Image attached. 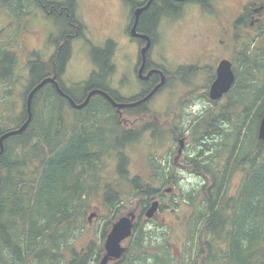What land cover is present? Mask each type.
<instances>
[{
    "label": "rangeland",
    "instance_id": "rangeland-1",
    "mask_svg": "<svg viewBox=\"0 0 264 264\" xmlns=\"http://www.w3.org/2000/svg\"><path fill=\"white\" fill-rule=\"evenodd\" d=\"M46 1L64 3L68 0ZM75 1L77 10L81 11L77 20L84 25L85 32L83 37L75 39L72 43L71 57L62 76L64 87L77 97V101H81L85 94L83 87L95 71L91 57L92 49L103 48L108 41H112L116 45V54L113 59L115 72L104 82V85L117 94L118 98H130L137 95L143 89V86L140 88V84H137L134 76L139 44L129 38L127 33L129 7L136 0H121L122 7L119 11L116 0ZM238 2L239 0H233L232 6H237ZM30 6L32 5L24 8L25 12L28 11V16L19 18V16L0 15V32L4 34V37L7 34V53H13L14 58L10 55L11 58L13 61L15 59L18 65L20 64V66H16V75L13 78L0 80V107H4L3 113L0 115V127L3 129L7 127L9 117H21V114L25 113V95L23 93L31 81L30 62H35V54L42 60L43 58L47 60L51 54L50 48L53 46L52 39L54 41L61 40V35L69 28L65 18L62 20L63 17H57L56 22L47 18L49 23L47 38L42 37L43 32L38 28L40 26L38 21L42 18L37 13L39 11L34 10L33 6L28 10ZM58 21L59 23H57ZM224 21L222 19L217 23L214 22L212 26L211 22L195 19L194 16L171 25L160 31L161 47H157L154 58L160 60L162 58L166 61V57H168V62H163L162 65L167 67L165 69L174 71L177 65L179 67V62L193 61L203 57L208 44L207 36L218 37V28ZM91 24L94 28L98 26L102 34L94 33ZM35 29L37 33L30 35V31ZM22 37L26 39L27 44L22 43ZM10 39H12V43L9 42ZM43 42L46 43L47 48L40 52L38 47L44 44ZM253 51L251 57L253 63L264 68V39L254 42ZM208 63L207 69L211 74L214 69L213 62ZM244 66L241 64L240 67ZM257 66H252L256 76L253 79V84L251 80L243 82L242 98L240 97L242 101H236L233 96L231 99L228 98L224 102L214 105L213 102L205 99L203 90H201L203 88H199L206 83L205 78L200 83V78L196 74L175 81L172 77L177 74V71L170 74L172 80L169 81L168 88L158 93L143 109L146 111L145 115H138L133 110L123 112L122 118L127 119V124L126 126L120 125L126 132L132 130L144 132V128L147 126H154L156 129L142 133L139 141L133 145L126 146L124 149H115L114 146L101 156L102 187L97 188L93 185L95 188H91L90 197L87 198L89 207L86 214V225L84 224L82 229L78 230L74 242L77 251L82 253L89 243L95 241L97 246L102 248V253L98 249L101 257L95 263L100 264L105 254L104 244L112 226L133 210L138 213L137 225L141 228L138 232L140 238H137L135 232L132 238L124 241L122 245L128 248L127 253L120 261H114L111 264H154L155 254L161 255L164 259L168 258L169 261L166 264L207 263V257L200 254L201 251H204L201 249L204 248L205 252H208L207 244L212 241V238H215L218 243L219 236L216 233L211 234L205 225L201 230L199 228L195 230V225L200 227L203 222H198L202 211H204L202 192L205 196L210 194L212 181L208 174L196 171L197 168L190 159H196L198 155L201 156L199 160L211 161L213 168H224L229 154L230 134L236 132V128L241 122L246 124H243L242 131L246 130L253 114L258 113L261 105L259 103L253 108L251 105V96L255 93L256 83L262 82L261 79L264 78V71H258L259 67ZM246 68L240 69V73H238L243 80H246L247 77V74L244 73ZM50 69L49 67L45 74L50 73ZM184 70L188 71L189 69ZM101 82L97 83L101 84ZM170 91L172 92L171 96L167 94ZM189 92L191 94L186 95ZM39 95L38 106L42 104L44 98L41 91ZM93 101L84 112L74 110L67 102L64 113L69 126L72 127L79 117V120L84 118L90 124L91 130L97 128L103 130L105 122L108 127H113L112 122H115L116 125L119 124L116 107L111 105L113 109H110L101 96H95ZM199 124L202 127H198ZM254 125L253 132L257 138L259 125ZM207 128L208 131L204 134V129ZM186 137H188V141L185 142L187 147L182 153L179 140L181 143L182 138ZM255 140L253 145L256 144ZM242 141L244 150L248 151L252 142L245 138ZM121 151L128 157L129 162L125 175H121L117 168V154ZM79 169L81 167L78 166L76 170ZM135 178L140 179V184H149L158 191V198L162 206L152 220H146L142 216L144 206L139 203L140 199L130 198L131 180ZM243 179L244 173L241 170L233 172L225 193L229 197L235 198ZM104 184L113 186V190H118V193L129 197V200L124 199L114 209H107ZM169 188H173L174 191L171 192L172 195L166 194L165 196L163 190ZM91 212H96L97 216L92 222H89L88 216ZM103 231L107 232L104 239ZM137 240H140L141 245L148 246V249H155L153 253L146 255L141 247L136 246L135 241ZM1 256L3 257V255H0V264H7Z\"/></svg>",
    "mask_w": 264,
    "mask_h": 264
},
{
    "label": "trees",
    "instance_id": "trees-1",
    "mask_svg": "<svg viewBox=\"0 0 264 264\" xmlns=\"http://www.w3.org/2000/svg\"><path fill=\"white\" fill-rule=\"evenodd\" d=\"M72 4L74 0L57 5L56 10L63 12L61 16L65 20ZM10 8L12 13L19 15L23 13L25 5L11 0ZM71 19L69 21L76 25V18L72 16ZM81 32L78 30L76 35L80 36ZM71 40L65 34L53 70L56 71L61 90L76 103H81L60 81L70 58ZM111 52L112 43H108L105 49L94 50L92 56L98 64V55L109 59ZM12 64L17 65L15 59H12ZM43 66L30 63L31 86L48 77L45 71L49 66ZM252 66V62L247 66L244 71L247 74L246 80L241 78L238 81L230 93V99L234 96L236 101H242L243 82L251 80L253 84L256 77ZM99 67L103 68L102 74L92 75L91 80L86 83L82 100L91 90L99 88L115 101L124 102L104 85L107 74L112 71L109 60ZM261 70L259 68L258 71ZM98 77L102 78L101 84L97 83ZM261 80L262 82L256 83L255 93L251 96L252 108L259 103L261 105L258 113L251 117L252 124L250 122L245 130V140L250 139L252 142L249 150H244L242 127L246 124L241 122L236 132L230 134L229 154L224 168H213L211 161L202 165L194 164L196 171L212 176L213 185L211 197L207 203L202 202L204 211L198 222H203L200 227L195 225V230H201L205 225L211 234L216 233L219 236L218 243L212 238L207 244L208 252L204 248L201 249L204 251L200 250V254L207 257L205 264H264V141H260L258 136L256 138L253 132V125H259L264 114V78ZM45 88L41 91L44 98L40 106L37 104L40 95L37 97V93L33 98V117L27 130L5 140L4 151L0 155V255H3L1 258L7 264H95L101 257L98 249L102 253V248L92 241L81 253L75 249L74 242L78 230L86 225L89 207L87 198L90 197L91 188L102 187L100 158L114 146L115 149H124L139 141L142 132H126L115 122L111 123L113 127H108L105 123L103 130H91L90 124L84 118L79 120L80 117L71 127L66 122L64 113L67 101L51 88V84ZM108 106L112 109L110 104ZM3 110L4 107L0 110V115ZM143 113L138 111V115ZM26 120V113L21 114V117H9L7 127H0V136L20 128ZM198 127L202 126L199 124ZM208 128L204 129V134ZM117 162L119 173L125 175L129 162L123 151L117 154ZM78 166L81 169L77 171ZM237 170L244 173V179L238 194L232 198L225 192L232 173ZM131 181L130 198L140 199L139 203L144 209L150 205V199L158 195V191L150 185L140 184L139 178ZM105 185L103 188L106 190L107 209L112 210L124 199L129 200V197L118 193V190H113V186ZM140 229L136 224L134 233L136 232L138 239ZM106 234L103 231V239ZM135 244L146 255H151L155 250L141 245L140 240L135 241ZM154 259V264H166L169 261L159 254H155Z\"/></svg>",
    "mask_w": 264,
    "mask_h": 264
},
{
    "label": "flooded vegetation",
    "instance_id": "flooded-vegetation-1",
    "mask_svg": "<svg viewBox=\"0 0 264 264\" xmlns=\"http://www.w3.org/2000/svg\"><path fill=\"white\" fill-rule=\"evenodd\" d=\"M12 1H14L15 3L19 2L20 5L26 4L25 8L28 7L29 5H32L34 10L36 9L37 11H39V12L37 11L35 12H37L40 18H42L39 19L38 23L40 24V26L43 27L38 26V28L43 32L42 37L45 38H47V30H48L47 25L49 24L47 18H49L53 22L54 21L56 22L57 17L61 18L62 17L61 15L63 14L61 10L58 11L56 10L57 5L66 3V2L64 3L48 2L46 0H12ZM116 1L119 11L122 7V3L121 0H116ZM10 2L11 0H0V15L5 14L7 15V17H10V15H12L13 17L19 16V18L28 16L27 13L28 11L25 12V9L23 13H20L19 15H14L15 13H10L12 12L10 8ZM232 2L233 0H136L133 4H131V6L129 7V17H128L129 23L127 28V33L129 35V38H131L134 41H137V43L139 44L138 58L134 66V76L136 78L137 84H140V88L141 86H143V89H141L142 91L139 92L137 95L131 96L130 98L119 97L121 100H124V102L127 103L128 105H132L126 107L128 109L124 108L121 111H118L119 114L118 121L119 123H121V125L126 126L127 124V119L122 118L123 112L125 113L128 110H133V112L136 114H138V111H141V114L143 112H146L143 111V109L151 102V100L158 93H160L161 91H165L168 88L169 81H171L172 78L175 81L176 79L183 80L188 76H193L197 74L200 78V83L205 78L206 85L205 86L203 85L199 88H203L201 90H203L202 93H204L205 99L210 100L209 99L210 86L217 77V70L221 61L223 60L229 61L232 65V68L235 70L246 68L251 62L253 63L251 57L254 52L253 51L254 42L256 40L264 39V0H239L237 6H232ZM32 6H30L28 10L32 9ZM72 6L73 7L68 9V11L70 12H67V19H66V24L69 28H67V31H65L61 35L62 37H64L66 34L72 39L70 44L71 51H72L73 41L77 38L83 37L85 32L84 25L77 20L78 16L81 14V11L77 10V4L75 0ZM140 9H143V11L138 17L136 33L138 35L146 36L150 39V47L146 53V60L144 65H143L142 49L146 46L147 41L140 37H133L131 34V30L136 21V12ZM54 11H56V14L54 13ZM72 16L76 18L77 21L76 25L69 21L72 18ZM194 16L195 19L199 18L201 21H209V23L211 22L212 26L214 22L217 23L222 19L225 21L218 28L219 29L218 37L212 38L211 36H207L208 44L205 52L206 54H204L203 57L197 58L196 60L193 61L179 62V67L177 65V68L174 71L170 69L169 71L165 69L167 68L166 66L162 65L163 62L164 63L168 62V57L165 56L167 59L166 61H164L162 58H161L162 61L160 59L154 58V53L156 52L157 47L158 46L161 47L159 42V39L161 38L160 31L165 30L171 25H175L180 23L181 21H185L188 18L191 19ZM62 20H64V18ZM57 23H59V21ZM91 26L94 30V33L102 34V32H100V30L98 29L99 28L98 26H96L95 28L93 24H91ZM77 29L82 31L80 36L76 35V32L78 31ZM32 33L34 34L37 33V30L36 29L31 30L29 34L31 35ZM6 37L7 34H5L4 37V34L0 32V80H7L8 78H13L16 75V69H15L16 66H20V64L19 65L17 64L16 66L12 64V58L10 55H12L13 58L14 55L13 53L12 54L7 53L6 42H8V40L6 41ZM22 38H23L22 43L27 44L26 39L24 37ZM9 42L12 43V39H10ZM43 43L44 44L38 47L40 52L45 51V48H47L46 43L45 42ZM108 43H112V52L109 59L106 56L103 59L101 55H98L97 58L98 64H96L91 54L92 61L95 67V71L91 74V77L94 73L100 76V74H102L101 70L103 68L99 67V65L103 66L106 63V61L109 60V64L112 67V71L109 74H107L108 77H106V80L104 81H107V79L110 78L111 74L112 73L114 74L115 72L113 59L116 54V45L114 42L108 41L106 46L108 45ZM63 44H65V42ZM52 45L53 46H51L50 48L51 54L49 55L47 60L44 58L42 60L40 56H37V54H35L36 55L35 63H38L40 67L41 66L44 67L43 64L45 65L48 64L49 67L51 68L50 69L51 72L45 75H48L47 78H54L56 83H58L59 85V82L57 80V75L55 73L56 71H54L53 68H55L54 67L55 60L57 59V53L59 51V47L61 46V41L59 39L55 41L52 39ZM106 46L103 48H93L92 52L97 49H105ZM70 57H71V53H70ZM208 62H213L214 69L211 72V74H209V71L207 69V67H209ZM30 63H33V61ZM241 64L245 66L240 67ZM253 65L257 66V64L254 63ZM49 67H47L46 69H48ZM259 68L264 70V68L262 67ZM141 69L142 71L140 73ZM184 69H189V70L186 71ZM174 72H177V74L174 75V77L170 78V74H173ZM91 77L87 82L91 80ZM163 78H164L163 86L160 87L151 98H149L146 101H143L146 97L149 96V94L152 91L156 89V87L162 82ZM237 78L238 81L241 80L238 73H237ZM101 79L102 78L99 79L98 77L97 81H102ZM41 82L42 81H40L37 85H39ZM49 84L51 83H48L47 85ZM35 86H31L30 84L26 86L24 90L25 99L27 98L28 94L34 89ZM85 87L86 85L84 86V89ZM176 87H178V85H176ZM51 88H53V90L55 89L58 92L55 84H51ZM95 90H101V89L96 88ZM40 91L38 92L37 96H39ZM89 93L87 94L84 100H81L82 102H84L88 98ZM171 93L172 92L170 91L167 94L171 96L172 95ZM189 94L191 93L189 92L186 95ZM228 95H230V93L225 95L220 102H215V103L213 102L212 104L217 105L221 102H224L227 99V97L230 98V96ZM64 99L67 102H69L67 98ZM103 100L106 101V99ZM25 102L26 101L24 100V103ZM1 109H3V106L0 107V110ZM75 110L81 111V109H75ZM82 110L85 111L86 109H82ZM24 112L27 114L26 107ZM242 132H243L242 137L244 138L245 131ZM182 141L183 143H180L179 140V145H181L180 149H182V153H183V150L185 149V147H187L185 145V142L188 141V137L182 138ZM136 142L131 143L130 145H133ZM182 153L179 155L181 156ZM199 158H201V156L197 155L196 159L193 160L190 159V161L192 164H200V165L208 161V160L206 161V159L199 160ZM209 176L212 179V176L211 175ZM212 187L213 185L211 184L210 189H212ZM212 193L213 190H211L209 195L205 196L202 192L203 201L207 203ZM158 197L159 195L153 196L150 199V201L155 198L159 199Z\"/></svg>",
    "mask_w": 264,
    "mask_h": 264
},
{
    "label": "water",
    "instance_id": "water-1",
    "mask_svg": "<svg viewBox=\"0 0 264 264\" xmlns=\"http://www.w3.org/2000/svg\"><path fill=\"white\" fill-rule=\"evenodd\" d=\"M142 11H143V9H140L136 12V21H135L134 26L131 30V34L133 37H140V38L147 41L146 46L142 49V57H143V65H144L145 60H146V53L150 47V39L146 36L138 35L136 33L138 17ZM141 71H142V69L140 70V73H141ZM234 80H235V77H234V73L231 69L230 63L228 61L221 62V64L218 67V71H217V79L213 82V84L210 87V98H211V100H213V101L220 100L224 94H226L230 91V89L234 83ZM48 83L55 84V86L58 89V92L61 95L65 96V93L60 89V87L58 86V84L56 83L54 78L45 79L38 86H36L29 93L27 100H26L27 120L25 121V123L20 128L9 131L0 137V155L4 151V141L5 140H7L8 138L13 137V136L23 134L27 130L29 124L32 121V117H33L32 116V100H33L34 96L36 95V93H38ZM163 84H164V78H163L162 82L157 86V88L148 97H146L143 101H146L149 98H151L156 93V91L160 87L163 86ZM96 93H99V94L103 95L104 97H106L113 104V106L116 107L118 110L123 109V108L128 107V106H132V105H127V104L115 103L113 101V99L108 96V94L106 92H103L101 90L100 91L99 90L92 91L88 95V98L85 100V102L82 104H75L71 100L72 105L77 109H83L88 105L91 96L96 94ZM259 139L264 141V115L262 117L260 127H259ZM181 143H183V141H181ZM166 193H171V189L166 190ZM159 206H160L159 201H154L151 204V206L145 211V216L148 219H152L155 216V214L158 212ZM96 215L97 214L95 212H92L88 217L89 222H92V220L96 217ZM135 219H136V212L132 211L127 216H124L121 219H119L112 226V228H111V230H110V232L106 238V242L104 245L105 254H104L100 264H110L111 262L119 261L124 257L125 253L128 251V248L123 247L122 243L132 236Z\"/></svg>",
    "mask_w": 264,
    "mask_h": 264
},
{
    "label": "bare ground",
    "instance_id": "bare-ground-1",
    "mask_svg": "<svg viewBox=\"0 0 264 264\" xmlns=\"http://www.w3.org/2000/svg\"><path fill=\"white\" fill-rule=\"evenodd\" d=\"M74 109H77V108L74 107ZM247 109H248V108H247ZM250 111H251V110H250ZM255 119H256V118H255ZM249 175H250V174H249ZM148 206H149V205H148Z\"/></svg>",
    "mask_w": 264,
    "mask_h": 264
}]
</instances>
